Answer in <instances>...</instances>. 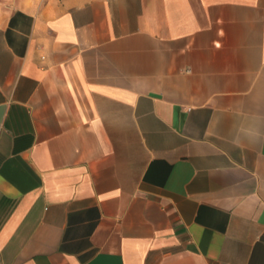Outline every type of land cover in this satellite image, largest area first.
I'll list each match as a JSON object with an SVG mask.
<instances>
[{
	"label": "crops",
	"instance_id": "0c3cea01",
	"mask_svg": "<svg viewBox=\"0 0 264 264\" xmlns=\"http://www.w3.org/2000/svg\"><path fill=\"white\" fill-rule=\"evenodd\" d=\"M0 264H264V0H0Z\"/></svg>",
	"mask_w": 264,
	"mask_h": 264
}]
</instances>
